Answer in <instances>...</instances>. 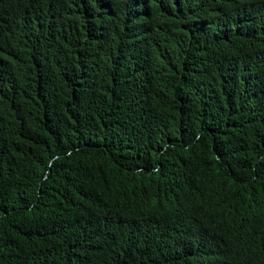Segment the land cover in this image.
I'll return each instance as SVG.
<instances>
[{
  "label": "trees",
  "instance_id": "1",
  "mask_svg": "<svg viewBox=\"0 0 264 264\" xmlns=\"http://www.w3.org/2000/svg\"><path fill=\"white\" fill-rule=\"evenodd\" d=\"M0 264H264V0H0Z\"/></svg>",
  "mask_w": 264,
  "mask_h": 264
}]
</instances>
